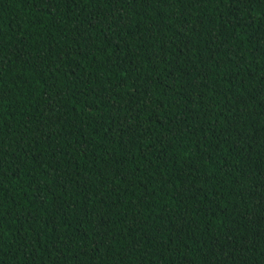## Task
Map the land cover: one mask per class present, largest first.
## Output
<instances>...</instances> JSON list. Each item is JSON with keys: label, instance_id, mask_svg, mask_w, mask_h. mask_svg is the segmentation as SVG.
Here are the masks:
<instances>
[{"label": "trees", "instance_id": "16d2710c", "mask_svg": "<svg viewBox=\"0 0 264 264\" xmlns=\"http://www.w3.org/2000/svg\"><path fill=\"white\" fill-rule=\"evenodd\" d=\"M0 264H264V0H0Z\"/></svg>", "mask_w": 264, "mask_h": 264}, {"label": "snow or ice", "instance_id": "6c2138e0", "mask_svg": "<svg viewBox=\"0 0 264 264\" xmlns=\"http://www.w3.org/2000/svg\"><path fill=\"white\" fill-rule=\"evenodd\" d=\"M75 0H49V3L56 4L59 6V4L64 3V4H71L74 3ZM230 4L233 6L235 9L236 5H250L252 0H229ZM121 23H123V20L121 19ZM109 26H111V22H109ZM197 150L199 151V148L197 147ZM208 159H211V157H207Z\"/></svg>", "mask_w": 264, "mask_h": 264}]
</instances>
